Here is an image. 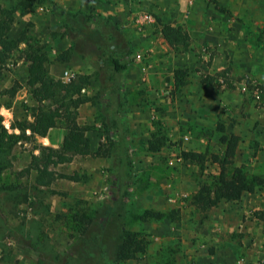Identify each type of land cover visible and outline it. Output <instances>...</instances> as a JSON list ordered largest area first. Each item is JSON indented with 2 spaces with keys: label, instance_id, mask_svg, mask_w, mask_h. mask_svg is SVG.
I'll use <instances>...</instances> for the list:
<instances>
[{
  "label": "rangeland",
  "instance_id": "rangeland-1",
  "mask_svg": "<svg viewBox=\"0 0 264 264\" xmlns=\"http://www.w3.org/2000/svg\"><path fill=\"white\" fill-rule=\"evenodd\" d=\"M21 1L0 0L16 7L11 37L20 41L0 62V264H62L86 219L98 216V209L116 207L112 180L122 169L117 168L119 147L111 126L104 122L113 108L102 89L108 75L98 47L78 41L89 24L68 18L63 10L98 18L103 34L115 33L119 52L129 61L124 119L135 172L123 209L124 241L128 252L133 241L144 249L120 264H243L237 247L243 235L232 234H245V228H226L237 220L222 215L226 207L238 206L245 226L264 222V182L239 200H222L209 210L199 209L194 195L219 172L212 155L221 143L220 124L239 135L241 166L264 179V100L255 90L264 82V52H246L248 45L264 49L248 21L251 3L264 0H199L176 15L170 6L177 8V0H138L137 7L123 10L117 6L129 0H43L31 7ZM148 14L150 19L143 17ZM140 16L142 23L137 22ZM170 22L188 29L190 49L179 51L164 40L161 24ZM33 52L46 55L55 78L86 81L80 91L63 98L80 101L77 119L89 128L92 151L53 166L55 179L49 186L37 185L35 171L27 168L42 146L59 148L66 130L61 120L45 136L29 128L34 114L60 106L35 99L27 82ZM177 69L186 70L183 83L176 81ZM66 70L75 74L72 79ZM224 71L233 87L222 74L212 84L203 81ZM188 150L201 152L205 162L184 159L182 152Z\"/></svg>",
  "mask_w": 264,
  "mask_h": 264
},
{
  "label": "trees",
  "instance_id": "trees-1",
  "mask_svg": "<svg viewBox=\"0 0 264 264\" xmlns=\"http://www.w3.org/2000/svg\"><path fill=\"white\" fill-rule=\"evenodd\" d=\"M43 0H22L20 5L31 7ZM16 7H7L0 2V62L5 63L10 54L19 44V39L11 37V30L15 23ZM63 13L72 20H82L89 26L79 32L78 41L82 46L86 43L95 44L99 51L101 68L106 71V81L102 84L104 96L112 99L111 112L104 117L106 125H110L115 142L119 147V161L117 168L122 173L116 174L112 180V201L116 207L108 206L103 210H97L98 216L86 219L85 228L77 239L73 250L62 264H120L123 258H134L136 251L144 247L140 242H131L134 249L127 250L124 237L126 236V222L123 209L129 195L134 179V166L130 151L127 146L128 131L127 120L124 119V73L129 68L125 52H119L117 36L110 32L103 34L98 18L83 12ZM115 29V28H114ZM116 30V29H115ZM164 39L175 49L186 51L190 48V35L182 26L164 23L161 27ZM75 41L73 42V45ZM114 45V47L112 46ZM118 50V51H117ZM121 51V50H120ZM28 84L32 88L36 100H55L58 105L56 109H46L34 114V119L29 123L30 130L37 135L45 136L59 120L63 121L65 135L59 148L42 146L38 154H33L27 170L35 171V183L39 186H49L55 179L53 166L59 163L69 162L75 155H88L91 153V142L88 136V127L81 124L77 119L76 109L80 101L67 102L68 96H73L80 91L86 82L83 78L65 82L61 78H55L49 72L48 58L44 53L33 52L29 55ZM186 70L177 69L175 78L178 83L184 82ZM224 76V81L231 82L229 76L224 72L209 74L203 77L207 83L218 81V75ZM260 95L264 94V83L258 82L255 86ZM16 92V88L11 91ZM63 97H66L63 98ZM67 103L62 105L61 103ZM15 135H10L14 137ZM225 144L223 156L214 154L212 159L220 165L216 179L211 183H203L194 195V203L201 210H209L218 205L222 200H239L245 192H253L257 186L262 185L264 179L258 175H250L242 166L235 164V155L239 145V136L224 134L221 136ZM152 148H154L152 146ZM182 156L186 160L203 164L205 156L198 151H183ZM121 177L119 178V176ZM160 218L161 212H151Z\"/></svg>",
  "mask_w": 264,
  "mask_h": 264
},
{
  "label": "crops",
  "instance_id": "crops-1",
  "mask_svg": "<svg viewBox=\"0 0 264 264\" xmlns=\"http://www.w3.org/2000/svg\"><path fill=\"white\" fill-rule=\"evenodd\" d=\"M171 1V0H170ZM176 1V0H175ZM199 0H195L194 3H197ZM177 4H179L177 6V8H175L174 6H170V11H173V14H181L183 13V10L189 5L188 3H186L185 1L183 0H177ZM107 3V2H105ZM193 3V4H194ZM252 6L250 7L252 9L251 12H248V21H250L253 26H252V30H250V33L253 34V38L255 40H262L264 42V2H253L251 3ZM131 7V8H135L137 7L139 4H138V0H129V2L127 3L126 1H123L121 2L117 8L119 10H123L124 9V6H128ZM182 11V12H181ZM138 12V11H137ZM140 14V13H136V16ZM125 17V15L123 16ZM137 18V17H136ZM141 19H143L142 16H140L139 20H137V22L139 23V21H141ZM164 24V23H163ZM161 24V27L162 25ZM170 24L172 25H175V26H178L175 22H170ZM145 30L147 28H149V25L147 26L145 24ZM185 29V28H184ZM161 30V28H160ZM188 34L190 35L188 29H185ZM249 33V32H248ZM162 34V33H161ZM246 35V34H245ZM260 36V38H259ZM242 37H243V33H242ZM164 38V37H163ZM165 40V39H164ZM166 41V40H165ZM167 42V41H166ZM190 42H191V36H190ZM168 43V42H167ZM169 44V43H168ZM170 45V44H169ZM171 46V45H170ZM172 47V46H171ZM190 49V48H189ZM246 52H264V49H261L260 47L258 48L257 45H254V47H250L248 45V48H247V51ZM160 67V69L162 67L166 68V65L163 64V63H159L158 65ZM60 68H57V71L59 72ZM158 71V67H157V70ZM164 69L162 70V73H163ZM229 79H230V76H229ZM256 80L255 78H252V81ZM204 81V80H203ZM257 81V80H256ZM205 82V81H204ZM230 82H231V86L233 87L234 84H233V80L230 79ZM250 82V80H249ZM248 82V83H249ZM207 83V82H205ZM251 83V82H250ZM261 83H264V82H261ZM208 84H212V83H208ZM229 84V83H228ZM227 84V85H228ZM249 88H251L249 86ZM253 92H254V88H252ZM257 91V88L255 89ZM258 92V96L257 97H261L262 100H264V94L263 95H260V92ZM218 132L220 133V138H219V142L220 145L218 146V149L216 150V153L214 154H219L220 156H223L224 152H225V144L222 142L221 140V136L224 135V134H228V135H232V134H235L237 136H239L237 133H232V132H228L227 129H226V126L225 124H220L219 127H218ZM240 138V137H239ZM240 141H239V145H238V148H237V152H236V155H235V164L236 165H239L241 166L242 164H240L237 160V156H238V151H239V146H240ZM213 154V155H214ZM212 155V157H213ZM213 161V159H212ZM214 164H217L218 166V169L220 170V165L217 161H213ZM218 170V171H219ZM246 193H251V192H245L242 197L246 194ZM225 200V199H224ZM240 208H238V206L235 208V207H226L225 208V215H222V219L224 218V216L226 217H231V218H236L237 222L234 226H229L227 224L223 225L225 226L226 228L227 227H230V230L233 229V227H237L239 228L240 230H243L244 228V233L245 234H240L239 232H234L232 234V237H239V236H242V239L241 240H238V252H242L238 259L239 258H242L243 259V264H264V222H262L260 225H258L257 223H255L254 225H246L245 226V222H243L241 219V216L244 215L242 213V210H239ZM253 213V212H252ZM247 216H251V213L247 212L246 213ZM258 225V226H257ZM214 233V232H213ZM215 239H217V237H215ZM237 243V242H236ZM238 259H235L238 261ZM226 262H228L229 264V261L227 260ZM241 262V263H242ZM223 264H225V262H223Z\"/></svg>",
  "mask_w": 264,
  "mask_h": 264
},
{
  "label": "built area",
  "instance_id": "built-area-1",
  "mask_svg": "<svg viewBox=\"0 0 264 264\" xmlns=\"http://www.w3.org/2000/svg\"><path fill=\"white\" fill-rule=\"evenodd\" d=\"M183 1H185V2L188 3V4H193L195 0H183ZM143 17H145L146 19H147V18L150 19V18H151V15L148 14V15H145V16H143ZM138 20H139V19H138ZM139 22L142 23L141 21H139ZM74 75H75V74L70 73L69 70H66V71H65V76H66L68 79H72V78L74 77Z\"/></svg>",
  "mask_w": 264,
  "mask_h": 264
}]
</instances>
